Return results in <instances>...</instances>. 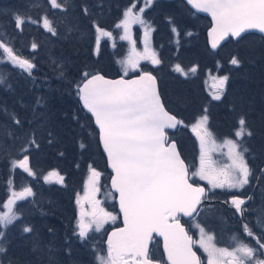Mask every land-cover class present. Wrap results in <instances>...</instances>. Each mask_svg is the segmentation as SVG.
<instances>
[{
    "label": "trees",
    "instance_id": "16d2710c",
    "mask_svg": "<svg viewBox=\"0 0 264 264\" xmlns=\"http://www.w3.org/2000/svg\"><path fill=\"white\" fill-rule=\"evenodd\" d=\"M36 1H40L42 7H33L30 13L25 14L24 10L27 5L21 0H0V8H3V5L7 7V10L0 14V22L7 24L9 35L14 38L8 40V46L16 55L31 59V63L35 65L29 75L21 71L17 72L18 69L10 62L0 63V76L5 78V83L0 84V209L7 201L10 180L13 185L16 180L33 189L34 196L31 200L19 206V211L21 207L29 209L30 213L27 212L29 215L25 218L26 223L33 229L28 236L30 245L23 247L22 250L25 248L27 255L37 256L39 260L41 259L40 264H45L44 260L49 254L48 249H51V241L62 238L64 225H67L69 215H74V193L81 190L88 167L89 169L90 167L95 168L103 174L102 182L105 184H107L105 175L108 177L109 175L99 147L97 131L90 117L83 114L79 106L76 82L73 81L67 88L64 87L67 92L65 94L55 93L47 101L43 95L41 96L44 88L54 93L51 87L57 84V81H52L51 78V73L54 71L53 65H49L48 62L41 63L42 59L48 56L46 52H42V43L47 37V30L38 24L35 26L25 24L21 31L15 27L14 15L30 16L37 20L41 19L42 10L56 30V35L50 40L51 44L56 42L52 45V52L54 54L62 52L64 55L65 51L79 50L83 45L82 43L72 44L69 39L71 36L61 35L65 31V25L71 23L72 27L69 29L73 31L78 21L79 29L88 33L93 22H97L100 27L112 30L118 21L115 15L140 0H105V2L103 0H66V2L58 0L63 3V9L51 8L48 0ZM99 6L100 9L96 10V13L104 9V16L91 15V8ZM84 8L88 10L87 15L83 11ZM143 18L152 25V46L162 61L161 64L150 69L151 73L157 78L158 89L166 109L183 121L178 130L170 133L169 136L175 139L185 163L189 164V158L186 156L192 157L184 153V145L185 151H191L193 156L195 155V145L188 127L207 109L208 128L217 138L233 137L235 129L239 126V118L241 116L245 118L246 127L252 132L251 137L244 139L249 149L247 162L253 170L262 165L264 153V41L258 36L249 34L236 42L228 41L213 53L206 44L205 33L210 25L209 21L193 14L182 0L154 3L144 12ZM173 27L177 29L176 33L172 32ZM32 41L37 48L33 52H28V48L33 44ZM45 42L48 43V41ZM124 42H116L113 44V49L102 48V65L98 64L97 69L92 71L93 74L100 73L108 78L120 76L114 56L118 53L120 56L125 51ZM89 43L92 42L84 44ZM78 57L80 60L75 62L76 66L82 65V60L85 58H91L93 62L98 60V57L92 55L91 45H87ZM232 57L238 58L240 64L232 65L230 63ZM177 64L183 71L190 70L192 67H196L197 71L192 73V76L189 73L187 76L182 75L174 71ZM91 65L94 67L95 63ZM71 72L76 73L73 68H69L68 73ZM207 74L229 77L222 99L219 101L211 100L204 90L203 85ZM31 77L34 78L36 85ZM38 83H40V88H36ZM37 100L41 101L39 105ZM43 109L48 119L45 125L39 127ZM17 119L20 121L19 124L15 122ZM33 139L36 142L35 145L29 143ZM24 144L27 146L26 153L21 150ZM23 153L29 157V167L35 173L34 176L12 168V161L21 160ZM49 169L57 170L64 176L63 185L59 188L55 186L48 188L53 184L39 187L40 183L42 184L43 172ZM43 190L51 196L50 198L58 199L65 206L67 219L65 214L59 213L49 218L39 217L44 213H54L50 204L42 202L41 199H35L37 195H41ZM41 220L45 222L42 223ZM20 240H22L21 236L12 243ZM34 246L42 251L30 252L31 247ZM78 246L77 243H68L64 246L65 252L67 253L68 248L72 249L77 256L84 259V264H88L89 259L83 254V251L86 254L88 251L83 248L81 252H78L80 250ZM65 252L62 247L59 254L64 257L65 264L68 262L80 264L78 258L68 260L66 258L68 253ZM20 257V253H13L11 263L21 264ZM1 260L2 254L0 253Z\"/></svg>",
    "mask_w": 264,
    "mask_h": 264
},
{
    "label": "snow or ice",
    "instance_id": "6c2138e0",
    "mask_svg": "<svg viewBox=\"0 0 264 264\" xmlns=\"http://www.w3.org/2000/svg\"><path fill=\"white\" fill-rule=\"evenodd\" d=\"M48 2L53 9H63V3L58 0ZM152 3L153 0H145L144 6L135 11V4L129 6L123 12V19L115 25L116 28L124 30L120 39L128 40L132 45L131 54L121 61L125 75L129 70L136 71L141 59L149 60L153 65L162 62L149 46V36L153 29L143 18V13ZM187 3L197 11L211 16L213 26L209 35L213 49L217 48L220 41L228 37L241 38L249 30L264 33V0H187ZM83 11L87 15V8ZM42 21L43 27L56 35V30L47 16L42 17ZM14 22L15 27L21 31L25 24L38 23L30 16L19 14L14 15ZM132 24L144 27L143 53L136 51V41L130 34ZM96 32L97 48L101 36L112 37V32L105 31L98 25ZM172 32L176 33L177 29L173 27ZM36 48L37 45L33 43L32 49ZM0 50V63L10 61L31 75L35 65L16 55L3 39H0ZM230 63L239 65L240 61L232 57ZM174 71L185 76L188 74L178 64ZM189 71L195 73L197 69L192 67ZM83 76L85 79L82 86L78 85L77 94L99 128V138L114 173L111 186L118 194L119 210L123 214L124 224V227L116 229L108 236L106 250L95 252V264H160L150 255L149 243L153 240V233L163 237L168 264H200V258L193 251V245L197 243L207 253V264H264V235L256 236L247 224L242 226L243 230L248 237L255 239L258 248L234 236L232 239L235 246L230 250L228 247H217L214 236L207 233L199 223L195 227L199 229L200 239L193 240L180 222L182 216L195 219L201 211L199 206L207 198L204 187L194 186V182H189L190 175L206 180L213 189L244 188L253 177V170L245 158L249 149L235 139H226L224 146L228 148L231 163L217 167L211 155L217 144L213 133L206 127L209 117L205 109V114L192 125V130L199 139L200 156L198 169L190 173L176 143L169 139L166 132V129H175L182 125L183 121L166 109L157 86V78L151 72L141 71L135 79L129 80H108L102 75H90L87 72ZM212 79V87L215 89L212 99L219 101L229 77L224 75ZM3 83L5 78L0 76V84ZM40 103L37 100V104ZM15 122L20 123L18 119ZM238 125L234 132L236 138L242 140L245 136H252L243 116L239 118ZM29 143L35 145L36 142L33 139ZM22 152L26 153L27 149H22ZM16 167L29 176L35 175L29 167L27 154L21 160L12 161V168ZM89 171L86 187L92 196L93 210L86 214L81 208L73 231V235L81 242L90 239V232H100L109 220H117V216L105 211L99 206L100 202L95 200V193L100 190L98 183L101 173L91 167ZM261 171L264 172V169ZM43 179L46 183L64 182V176L56 170L50 171ZM8 183L10 194L2 204L4 211H0V226L4 228L21 219L17 202L34 196L31 187L15 191L11 188L12 181ZM231 203L237 211H242L241 206L245 204V200L233 197ZM77 204H80L79 199ZM86 215L90 217L87 220ZM257 223L264 227L261 219L258 218ZM32 231L30 226L22 227L23 233ZM5 239L6 233L0 231V241ZM33 251L39 253L42 249L37 247ZM66 251L70 256L71 249ZM6 252V247L0 243V253ZM49 264H54L51 257Z\"/></svg>",
    "mask_w": 264,
    "mask_h": 264
},
{
    "label": "rangeland",
    "instance_id": "374dc122",
    "mask_svg": "<svg viewBox=\"0 0 264 264\" xmlns=\"http://www.w3.org/2000/svg\"><path fill=\"white\" fill-rule=\"evenodd\" d=\"M159 1H167V0H153V3L150 6H148L146 8V10L150 9L151 6L154 3H157ZM21 2L23 4L27 5L26 9L24 10L25 14L30 13V9L33 8V7H36V6L42 7L40 1L37 2L36 0H21ZM103 2H105V0H103ZM133 4H135V9H134V11H135V10H138L140 7L144 6L145 0H140V2H136L135 1ZM133 4H131V5H133ZM28 6H30V7H28ZM98 9H100V6L97 7V8L96 7H92L91 8V15H94L95 17L104 16V14H105L104 13V9H101V11L99 13L98 12L96 13V10H98ZM6 10H7V7H4V5H3V8H0V14H3ZM123 12L124 11H122L121 13L115 15V17H116V19L118 21L114 24V27H113L112 30H110L111 28L107 29V27H100V25L97 24V22H93V25L91 26V28H89L88 33L87 32H83L82 30L79 29V27H78L79 26V24H78L79 22L78 21H76V24L74 23L75 26H76V29L74 28L73 31H71L69 29V27H72L71 23L65 25V31L61 35L62 36H64V35L65 36L66 35L67 36H71L69 39L72 41V42H70L72 44L75 43V44L78 45V44L82 43L83 45H82V47L79 50H75V51L71 50V52L65 51L64 55H62L61 51H59V52H61L59 54H54L52 52V48H53L52 45L55 44L56 42L54 41V43L51 44L50 40H51V37H53L55 35H53L52 33L47 31V37H45V40L42 43L43 44L42 52H46L45 54H48V56L45 55L46 58L44 57L42 59L41 63H47L48 62L49 65H53V70L54 71L51 73V75H52L51 78H52V81L53 80L57 81V84H54L51 87L52 90L54 91V93H52L51 91L47 90L46 88H44V91H42L41 96L43 95V97L46 99V101H47V99H50L52 96H54L55 93H60L61 92L62 94H65L66 90H65L64 87L67 88L71 84V82H73V81L76 82V84L78 86L80 84V82L85 79L84 76H83V73L87 72L90 75L93 74L92 71L97 69L96 66L98 64L102 65V59H101L102 48L103 47H105V48L106 47L107 48L110 47L111 49H113L114 48L113 44H115L116 42H120V41H125L124 42V48H126V49L120 56H119V53H118L117 56H114V58L116 59V63H117V67H118V74H120L121 76H126L125 73H124V70H123L124 65L121 63V61L126 60L128 58V56L131 54L132 45H131V43L128 40H121L120 39V37L122 35H124L123 28H116L115 27V25L117 23H119L120 20L123 19ZM40 16H41V19L40 18L37 19L38 22H39V19H40L39 23L27 24V25L35 26L36 24H38V25L43 27L42 17L47 16V15L45 13H43L42 10H41ZM56 19H58V16H56ZM147 22H148L149 26L152 28V25L149 23V21H147ZM97 25L101 29H103L105 31L112 32V37L111 38L103 37V36L100 37V43H103V44L99 43V47L98 48H97V44H96V37L98 35V33L96 32V26ZM23 27L24 26H22V28ZM54 28H55V26H54ZM9 34H10V31L7 29V24L0 22V37L4 40L5 43H7L9 39H14ZM130 34H131L132 39L136 41V45H135L136 51L140 52V53H143L144 52V48H145V44H144V27L139 25V24H132L131 28H130ZM45 41H48V43L45 42ZM84 41L85 42H90L91 41L92 43L84 44L85 43ZM32 42L34 43V41H32ZM148 43H149L150 48L154 51V48L152 46V44H153V30L150 33ZM105 44H107V45H105ZM206 44H207V40H206ZM87 45H91L92 46V55H94L95 57H98V60L93 62L91 60V58L87 59V58L84 57L85 59L82 60L83 64L80 65V66H76L75 62L80 60L79 57H78V54L81 55V53L84 52V49L87 48ZM33 51L34 50L32 49V45H31L28 48V52H33ZM21 58L26 59L23 56H21ZM5 59H6V54H5ZM28 60L31 62V59H28ZM93 60H95L94 57H93ZM92 63H95L94 67H91ZM13 66H15V65H13ZM154 66H156V65H153L149 60L141 59L139 61V68L136 71L129 70L128 73H127V76H129L131 74H134L133 76L138 75V74H140L141 71L151 72L150 69H152V67H154ZM15 67L18 69L17 72L21 71L22 73H27V72L23 71L22 69H20L18 66H15ZM69 68H73L74 72H76V73H72V72L68 73ZM184 72H187V73H189L190 76H192V72H190L189 70H186ZM212 77H217V76H215V74H212V75L207 74V76H206V78L204 80V85H203L205 92L209 95L211 100H213L212 99V95L215 92V89H213V87H212V85H213ZM31 80L36 85V82H35L33 77H31ZM39 84L40 83L37 84L36 88H40ZM62 84H65V85H62ZM76 92H77V90H76ZM59 96H58V99H60ZM41 112H42V120L39 122V127H41L42 125H45L46 124V120L48 119V117L46 115L47 113L45 112V110L43 109ZM83 114H85V113L83 112ZM204 114L205 113H203V115ZM199 117H201V116H199ZM197 119L188 127V131L191 133V135L193 137V143L195 145V155L193 156V153L191 151L190 152H188L187 150L185 151L184 150L185 149V145H184V148H183L184 153L185 154L188 153L192 157V158H190V157L185 155L187 158H189L188 159L189 160V162H188L189 164L188 165H189V171L190 172L196 171L198 169V167H199L200 143H199V139L197 138L196 133L193 132V130H192V125L196 123ZM206 127L208 128V122H207ZM238 127L235 130H237ZM208 130L210 131L209 128H208ZM213 137L216 140L217 147L211 153V155H212V159L216 162V166L217 167H223V166L228 165V164L231 163V161H230V159L228 157V148L226 146H224V141L226 139H235L238 142L242 143L244 147H247V143H245V140H244L247 136H245L242 140L240 138H236L234 135L231 138L230 137L217 138L213 134ZM170 140L174 141L175 139L174 140L170 139ZM176 145H177V143H176ZM22 146H23L22 149H27V146L25 144L22 145ZM245 158L247 160V153H245ZM21 159H23V156H22ZM105 168H106V164H105ZM15 169H18L19 172L26 174L19 167H16ZM53 170L54 169H49V170H47V171L45 170V172H43V175H42V178H41L42 184L40 183L39 187L41 185L49 186L50 184H53V185H50L48 188H50L51 186H55L56 188H59L60 186L63 185V184L55 183V182L46 183L44 181L43 177L46 176L50 171H53ZM89 175H90V171H89V167H88V170L85 172V176H84L82 184H81L82 185L81 190H77L74 193V206H73V214L74 215H69L70 218L67 221V225L66 226L64 225V229H63L64 231L62 230L63 231L62 238L57 240V241H51L52 245L50 247H51L52 253H49L46 256V259L44 260L45 264H49V258L50 257L54 261V264H65L66 261H65L64 257L63 256L62 257L59 256V254L61 253V248L62 247H63V250L65 252V247L64 246H66L68 243L69 244H73V243L79 244L80 247L79 246L78 247L80 248V250H78V252H81V249H83V248H85L88 252L90 250L93 252V253H90L91 254V258L88 261L89 262L88 264H95V260H94L95 252L96 251H103L105 249L104 246L106 244H104V241L106 242V237H107V235L110 232L109 233H107V231L105 232L104 228L101 229L100 232L93 231V233L90 235V239L87 242H81L75 235H73V231L76 228L77 221H78V219L80 217L81 208H83V210H84V212L86 214L87 213H91L92 210H93L92 196H91V193H90L89 189L86 187V185L88 183ZM108 175H109V177L107 175H105V178H107L106 179L107 184H105V183L102 182V179L104 180V175L101 174L100 179H99V183H98V187H99L100 190H99V192L95 193V200H98L101 205H104L106 207V209L112 210L113 207L110 205L109 202L112 201L115 196L113 195V193L109 189V186H108V182H109V178H110V173L109 172H108ZM192 179L194 180V186L205 182L208 187H211V185H209L206 180H201L198 176L192 177ZM16 183H18V184H16ZM200 186H202V185L200 184ZM9 187H10V185H9ZM23 187H28V186H26L25 183H20V181L16 182V180H15V184L14 185L11 184V188L13 190H15V191H20ZM230 190H233V189H230ZM8 192H9V188H8ZM32 197H28L24 201H18L17 202V206L19 207L24 202H25V204L28 203V201H30ZM50 197L51 196L47 195L46 191H44V190L41 191V195H37V197H35L36 200H40L41 199L42 202H47L48 204H50V206L52 207V209L54 211V213H52V214L44 213V214L40 215L39 217L46 216V218H49L50 216L57 215L58 213L66 215L67 212L65 211V206H63L58 199L54 200V199H52ZM78 199L80 200V204L79 205L77 204V200ZM115 206H116V204H115ZM116 210H117V208H116ZM0 211H4L3 207L0 209ZM27 212L30 213L28 208L24 209V207H21L20 211L18 213L21 216L20 220L14 221L13 224L7 226V228H4V227L0 226L1 231H4L6 233V239L2 240L1 243H3L4 246L7 249L6 253H1L2 254V260L0 261V264H12L11 263V255L13 253H15V252L20 253L21 264H30V263H32V264H40L41 263V262H39L41 259L39 260L37 258V256L35 257V256L30 255V254L27 255L25 248L22 250L23 247H25V246L27 247V246L30 245V243H29L30 241L28 240V236L30 235V233H23L22 232V227L23 226H29L26 223V218H25L26 215H29V213H27ZM113 213H114V211L112 210V214ZM89 218H90L89 216H87V215L85 216V220H87ZM66 219H67V215H66ZM203 220L206 221V222H213L212 214L207 212V214H205L203 216ZM221 221L223 222V219L218 217V222H221ZM41 222L43 223L45 221L41 220ZM196 223H199V221L195 220L192 223V227L191 228H192V231H193V233L195 235L196 241H198L200 239V232H199V229L195 227ZM118 228H120V227H118ZM118 228H116V229H118ZM205 231L207 233H209L206 229H205ZM209 234H211V233H209ZM20 236L22 237V240L17 241L16 243H12ZM214 243H215V239H214ZM33 244L35 245V243H33ZM196 245H197L196 246L197 249L199 250V252L204 257L205 264H207V253L204 252V250L200 247V245L198 243ZM217 247H218V244H217ZM34 248H35V246L31 247V249H30L31 251L30 252H34L33 251ZM71 251H72V249H71ZM48 252H49V249H48ZM83 252H84L83 254H85L88 257V255L85 253V251H83ZM66 258L68 260H69V258L74 259V260H76V258H78V261H79L78 263L84 264V259L82 257L77 256L75 254V251H72L70 256L67 254ZM68 264H76V263L68 262Z\"/></svg>",
    "mask_w": 264,
    "mask_h": 264
},
{
    "label": "flooded vegetation",
    "instance_id": "af4514ba",
    "mask_svg": "<svg viewBox=\"0 0 264 264\" xmlns=\"http://www.w3.org/2000/svg\"><path fill=\"white\" fill-rule=\"evenodd\" d=\"M261 40L263 39L261 38ZM263 159L262 165L258 168L253 170L250 167L253 170V177L250 178V183L245 185L244 188L233 190L228 188L213 189L208 187L205 182L200 183L205 188L207 197L203 199V202L200 205V214L196 216L195 219H184L180 217L181 224L185 228L188 235L192 236L193 240H196V238L191 227L192 223L195 220H198L200 225L214 236L215 243L216 245L218 244V247H228L231 250V248L235 246V241L232 239L235 236L240 241L249 243L251 246L258 248L255 239L253 237H248L242 226L247 224L256 236L264 235V227L257 223L258 218L264 221V172L261 171L264 169ZM190 180L193 181L191 175ZM233 197L245 200V204L241 206L242 211H237L232 205L231 201ZM249 197L251 199H249ZM114 198L109 203L113 207V215L117 216V220L115 222L109 220V222L104 225L103 228L105 232L107 231V233L122 226L119 214L116 210ZM99 206L104 208L105 211L112 213V210L106 209L104 205L100 204ZM207 212L212 214L213 222H206L203 220V216L207 214ZM218 217L222 218L223 222H218ZM92 233L93 231L90 232L89 235ZM196 246V244L193 245V250L200 258V264H205L204 257ZM104 247V250H106L107 246L105 245ZM149 250L150 255L154 260L159 261L160 264H168L162 250L161 241L155 236H153V240L149 244ZM90 253L93 252L91 250L87 252L89 260L91 258Z\"/></svg>",
    "mask_w": 264,
    "mask_h": 264
},
{
    "label": "water",
    "instance_id": "95a60500",
    "mask_svg": "<svg viewBox=\"0 0 264 264\" xmlns=\"http://www.w3.org/2000/svg\"><path fill=\"white\" fill-rule=\"evenodd\" d=\"M182 1H183V3L186 5V7H187L191 12H193V13L196 14V15H199V16H202V17L208 19L210 25H209V27H208V29H207V31H206V40H207V47H208V49H209L211 52H213V53L217 52L218 49H219L222 45H224L225 43H227L229 40L237 41L238 39H240V38H235V37H228V38H226V39L220 41V43H219V45L217 46V48H216V49H213V48L211 47V40H212V38H211L210 35H209V33H210L211 29H212V26H213L211 16H210L208 13L197 11L195 8H193L190 4L187 3V0H182ZM247 34H255V35H258V36H260V37L264 40V33H260V32H258L257 30H249L248 32L243 33V34H242V37L245 36V35H247ZM97 74H98V75H102V74H99V73H97ZM97 74H93V75H97ZM102 76H103V75H102ZM137 76H138V75H137ZM137 76H133V77H130V78H123V77L107 78V77H105V79H108V80H118V79H120V78H123V79H125V80H129V79H135ZM83 82H84V80L82 81V83H81L79 86H82ZM157 86H158V84H157ZM78 102H79V104H80V108L82 109V111H83L87 116H89V117L92 119L93 126H94L95 129L98 131V136H99V128H98V126L95 124V118L92 116V114H91L90 112L87 111V109H85V108L83 107V103H82V101L80 100L79 95H78ZM177 127H178V126H177ZM176 130H177V128H175V129H166V132H167V131L174 132V131H176ZM173 142H174V141H173ZM99 143H100V147H101L102 154L104 155L105 160H106V161H105V164H106V170L110 173V178H109L108 186H109L110 191H111V192L113 193V195L115 196L114 203L116 204L117 212H118V214H119L120 221H121V223H122V227H124V224H123V214H122V213L120 212V210H119V197H118V194L115 192L114 189H112V186H111V177H112V175H114V173L112 172V169H111V167L109 166L108 159H107V154L104 152V149H103L102 143H101V141H100V138H99ZM177 150H178V148H177ZM199 207H200V206H199ZM182 218H184V219H190L189 217H183V216H182ZM122 227H120V228H122ZM115 230H116V229H115ZM115 230H113V231H115ZM113 231H110V233L107 235V237H106V242H105L106 245H107V239H108V236H109ZM153 236H155L157 239H159V240L161 241L162 250H163V253H164V255H165V259H166V261H167V256H166V253L164 252V241H163V237L156 236L155 233H153ZM149 244H150V243H149ZM167 262H168V261H167Z\"/></svg>",
    "mask_w": 264,
    "mask_h": 264
},
{
    "label": "bare ground",
    "instance_id": "6f19581e",
    "mask_svg": "<svg viewBox=\"0 0 264 264\" xmlns=\"http://www.w3.org/2000/svg\"><path fill=\"white\" fill-rule=\"evenodd\" d=\"M91 119V118H90ZM92 120V119H91ZM95 128V127H94ZM96 130V129H95ZM97 131V130H96ZM97 134H98V131H97ZM98 136V135H97ZM98 143H99V136H98ZM99 147H100V143H99ZM100 150H101V147H100ZM101 153H102V151H101ZM103 155V154H102ZM103 157H104V155H103ZM104 160H105V157H104ZM106 161V160H105Z\"/></svg>",
    "mask_w": 264,
    "mask_h": 264
}]
</instances>
